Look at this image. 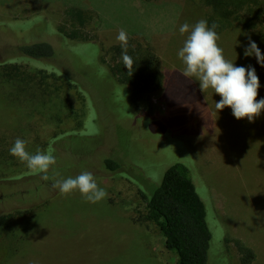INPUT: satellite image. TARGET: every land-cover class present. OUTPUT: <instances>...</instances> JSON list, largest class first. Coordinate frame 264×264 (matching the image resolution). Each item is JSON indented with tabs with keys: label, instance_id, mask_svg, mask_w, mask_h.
Here are the masks:
<instances>
[{
	"label": "rangeland",
	"instance_id": "rangeland-1",
	"mask_svg": "<svg viewBox=\"0 0 264 264\" xmlns=\"http://www.w3.org/2000/svg\"><path fill=\"white\" fill-rule=\"evenodd\" d=\"M139 1L0 0V63L15 58L19 46L50 44L54 54L41 63L84 89L97 114L96 121L85 123L87 110L78 93L60 76L36 86L28 79L40 77L34 66L21 70L23 80L0 75V215L22 212L13 225L20 239L17 251L8 253L1 239L0 264H176L158 228L141 221L144 203L138 191L150 196L154 180L179 160L191 166L209 191L212 210L231 241L212 240L207 264H238L233 240L252 249V264H264V111L251 123L235 119L228 107L217 112L220 97L211 90L201 92L194 78L182 75L178 51L187 34L181 35L179 27L205 20L206 7L196 0ZM68 8L87 12V31L95 43L55 36L56 29L70 33L77 27L65 15ZM120 29L150 45L165 79L149 96L151 111H140L135 119L157 122L179 138L173 143L161 142L145 126L135 129L123 104L125 90L90 65L119 44ZM218 35L226 59L255 68L260 84L256 99L264 98V67L254 56H244L248 37L264 54L256 33L232 28ZM56 135L50 146L56 164L48 181L42 174H29L9 154L17 138L35 153L37 148L45 151ZM106 158L121 164V170H105ZM82 171L93 174L107 192L105 199L90 203L78 191L64 195L52 189L58 178L54 173L68 178Z\"/></svg>",
	"mask_w": 264,
	"mask_h": 264
},
{
	"label": "trees",
	"instance_id": "trees-1",
	"mask_svg": "<svg viewBox=\"0 0 264 264\" xmlns=\"http://www.w3.org/2000/svg\"><path fill=\"white\" fill-rule=\"evenodd\" d=\"M141 1L153 2L156 0ZM196 1L208 9L205 20L209 27L213 23L218 26L217 33L232 28H241L246 32H255L258 42L264 45V0ZM65 15L75 21L77 27L70 33H65L60 28L56 29L55 36L57 38L75 42L76 40L94 42L87 31L90 24V16L87 12L68 8L65 10ZM17 50L16 54L18 55L15 58L0 63L1 76L9 81H17V77L23 80L24 73L21 70L28 66L37 67L36 72L40 75L38 79L27 74L24 75L29 76L28 79H31V82L35 80L36 86H42L43 82L50 77L57 80L55 76H60L64 80L63 83H68L67 85L78 93L84 109L87 110L85 123L87 122L88 125L97 120L96 110L87 92L82 88L75 87L76 84L74 85L71 80L62 76L53 67L41 63V60L50 59L54 54L50 44L39 42L19 46ZM121 52L120 44L111 46L105 54L100 53L97 62L90 61V65L99 68L98 76L106 77L108 80L114 79L115 86H120L125 90L123 104L127 108L128 118L133 121L135 129L138 130L145 126L161 142L165 140L173 143L174 139L179 138L168 134L157 122L148 119L139 122L135 119L136 113L144 110L151 111L149 96L158 90L165 80L158 56L147 42L142 43L129 36L127 53L134 61L132 72H129L121 60ZM87 125L85 133L90 134L87 131ZM201 126L199 123L198 128ZM57 136L50 139L45 146V151L51 149L52 141L57 140ZM189 166L179 160L165 168L162 176L154 180V189L150 196L138 191L144 203L140 219L143 222L154 224L158 228L164 239V247L175 256L176 264H207L208 250L212 240L216 244H227L231 241L225 237L226 230L224 231V228L220 226L221 220L212 210L209 191L204 188ZM103 168L110 172H117L121 170V164L106 158L103 160ZM23 174L26 173H20L13 178L23 176ZM20 216H22L21 211L0 215V240L5 241L8 253L17 251L16 241L18 242L20 239H18L19 235L13 225L16 218ZM232 243L238 254V264H252L255 258L252 249L239 240H233Z\"/></svg>",
	"mask_w": 264,
	"mask_h": 264
},
{
	"label": "clouds",
	"instance_id": "clouds-1",
	"mask_svg": "<svg viewBox=\"0 0 264 264\" xmlns=\"http://www.w3.org/2000/svg\"><path fill=\"white\" fill-rule=\"evenodd\" d=\"M213 23L211 27L204 19L194 25L185 22L179 27L181 35L187 34L183 46L178 51V58L184 67L182 75L194 78L199 83L201 92L211 90L220 97L215 103L218 111L225 107L231 109L235 119H247L250 123L264 111V98L257 100L260 87L259 77L251 65L235 66L234 62L224 56V50L217 41L220 39ZM247 35V34H245ZM120 44L121 60L124 67L132 72L134 61L127 53L128 35L126 30L120 29L116 36ZM244 56H254L257 63L264 67V54L258 45L248 37ZM27 141L17 138L9 149V154L17 158L33 173L42 174L41 179H50L48 172L56 164V157L51 149L43 151L39 148L35 153L27 150ZM51 184L52 189H58L61 194L67 195L78 191L85 201L97 203L107 197V192L100 188L95 177L89 171H82L75 177L63 178L59 173Z\"/></svg>",
	"mask_w": 264,
	"mask_h": 264
},
{
	"label": "crops",
	"instance_id": "crops-1",
	"mask_svg": "<svg viewBox=\"0 0 264 264\" xmlns=\"http://www.w3.org/2000/svg\"><path fill=\"white\" fill-rule=\"evenodd\" d=\"M139 2H141V3H142V1H139ZM127 20H128V18H127ZM130 20H131V18H130Z\"/></svg>",
	"mask_w": 264,
	"mask_h": 264
}]
</instances>
